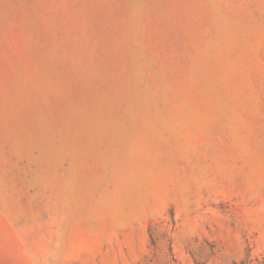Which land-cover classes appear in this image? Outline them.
Returning <instances> with one entry per match:
<instances>
[{"label":"rangeland","instance_id":"374dc122","mask_svg":"<svg viewBox=\"0 0 264 264\" xmlns=\"http://www.w3.org/2000/svg\"><path fill=\"white\" fill-rule=\"evenodd\" d=\"M0 264H264V0H0Z\"/></svg>","mask_w":264,"mask_h":264}]
</instances>
